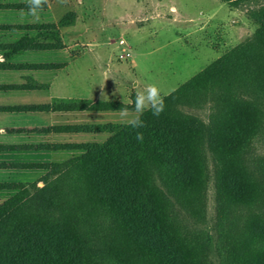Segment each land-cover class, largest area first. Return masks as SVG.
<instances>
[{"label":"trees","instance_id":"16d2710c","mask_svg":"<svg viewBox=\"0 0 264 264\" xmlns=\"http://www.w3.org/2000/svg\"><path fill=\"white\" fill-rule=\"evenodd\" d=\"M260 18L264 24V10ZM74 20L70 11L56 24L35 26L43 31L18 41L14 52L61 48L57 27ZM46 38L53 43L32 44ZM237 86L253 92V99L238 97ZM206 97L212 103L207 124L181 110ZM163 98L165 108L159 116L150 108L144 111L143 128L129 123L62 128L109 136L102 143L57 146L83 153L40 165L47 170L42 187L0 185L15 191L0 203V264H206L211 237L184 226L174 208L196 213L195 222L200 218L209 181L207 152L214 161L222 224L229 207L252 208L264 201V181L258 182L245 158L264 118V33L256 43L235 47ZM134 100L131 96L129 104L78 105L55 101L40 108L134 111ZM137 132L143 134L141 141ZM245 229L234 239L220 230L229 251L226 259L229 264H264V215L247 214Z\"/></svg>","mask_w":264,"mask_h":264},{"label":"rangeland","instance_id":"374dc122","mask_svg":"<svg viewBox=\"0 0 264 264\" xmlns=\"http://www.w3.org/2000/svg\"><path fill=\"white\" fill-rule=\"evenodd\" d=\"M60 1L55 0V10L75 13L71 32L65 38L68 43L82 45V51L87 48L81 53L87 64L96 61L92 48L105 49V58L111 67L107 78L112 80L110 93L115 100L103 102L131 103V96L144 91L148 85H156L164 97L235 47L256 43L264 33L260 18L264 0H63L64 5L57 7ZM236 92L238 97L253 99V92L241 86H237ZM204 99L181 110L207 124L212 103L208 97ZM261 105L264 108V98ZM132 112L124 114L126 122L137 115ZM104 118L115 121L120 117ZM99 137L103 140L105 135ZM206 155L209 181L205 201L198 211L200 218L195 222L196 213L191 215L189 210L178 206L174 210L192 232L198 230L211 237L206 264H229L225 257L229 254L227 242L220 239V230L229 232L233 239L239 237L246 230L247 214L264 215V201H258L252 208L239 204L229 207L222 224L215 197L214 161L209 152ZM245 158L262 183L264 118ZM43 178L33 184L42 187Z\"/></svg>","mask_w":264,"mask_h":264},{"label":"crops","instance_id":"0c3cea01","mask_svg":"<svg viewBox=\"0 0 264 264\" xmlns=\"http://www.w3.org/2000/svg\"><path fill=\"white\" fill-rule=\"evenodd\" d=\"M60 2L57 7L64 5L63 0ZM27 3L28 0H0V185L37 183L47 172L40 165L61 163L83 153L78 148L57 146L102 143L109 136L105 132L62 130L64 127L129 123L123 119L129 111L40 108L51 106L55 101L94 104L101 100H115V97L110 93L109 82L112 80L107 77L111 67L109 60L106 61L105 49L92 48L96 61L87 64L81 54L87 48L82 51V45L67 42L65 36L71 32L74 22L57 27L61 48H27L14 52L18 41L43 31L35 26L56 24L69 12L55 10V0H41L39 19L30 16L27 8L11 7ZM52 43L46 38L32 44ZM44 65L55 66L41 67ZM28 107L34 109H24ZM113 115L120 118L115 121L104 118ZM102 134L105 135L103 140L99 137ZM14 192L0 188V203Z\"/></svg>","mask_w":264,"mask_h":264},{"label":"clouds","instance_id":"9594fccd","mask_svg":"<svg viewBox=\"0 0 264 264\" xmlns=\"http://www.w3.org/2000/svg\"><path fill=\"white\" fill-rule=\"evenodd\" d=\"M26 7L30 16L39 19L38 10L41 8V0H28ZM133 103L134 112L137 115L129 120V126L134 129L144 127V121L141 119V116L146 109L150 108L154 116H159L165 108L161 90L156 85H148L144 91L137 93ZM136 139L141 141L143 134L137 132Z\"/></svg>","mask_w":264,"mask_h":264},{"label":"built area","instance_id":"2783aa9c","mask_svg":"<svg viewBox=\"0 0 264 264\" xmlns=\"http://www.w3.org/2000/svg\"><path fill=\"white\" fill-rule=\"evenodd\" d=\"M123 41H120V43L122 44ZM128 53H126V56H127Z\"/></svg>","mask_w":264,"mask_h":264}]
</instances>
